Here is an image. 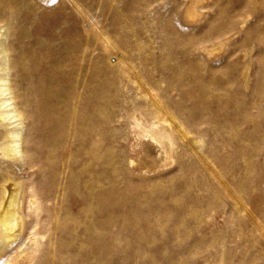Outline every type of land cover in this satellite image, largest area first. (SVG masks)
<instances>
[{
    "label": "rangeland",
    "instance_id": "rangeland-1",
    "mask_svg": "<svg viewBox=\"0 0 264 264\" xmlns=\"http://www.w3.org/2000/svg\"><path fill=\"white\" fill-rule=\"evenodd\" d=\"M2 61L0 264H264V0H0Z\"/></svg>",
    "mask_w": 264,
    "mask_h": 264
},
{
    "label": "bare ground",
    "instance_id": "bare-ground-1",
    "mask_svg": "<svg viewBox=\"0 0 264 264\" xmlns=\"http://www.w3.org/2000/svg\"><path fill=\"white\" fill-rule=\"evenodd\" d=\"M3 61L0 62V124L2 142H0V155L13 158L19 153V129L18 123L13 120L16 117L11 98L8 97V84L2 72ZM12 195L10 194L5 205L0 210V230L11 233L16 225Z\"/></svg>",
    "mask_w": 264,
    "mask_h": 264
}]
</instances>
